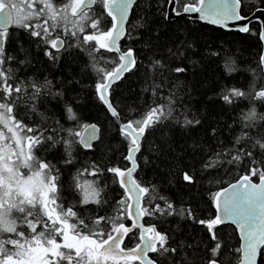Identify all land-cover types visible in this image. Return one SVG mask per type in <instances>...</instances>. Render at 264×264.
Returning a JSON list of instances; mask_svg holds the SVG:
<instances>
[{
  "label": "snow or ice",
  "instance_id": "6c2138e0",
  "mask_svg": "<svg viewBox=\"0 0 264 264\" xmlns=\"http://www.w3.org/2000/svg\"><path fill=\"white\" fill-rule=\"evenodd\" d=\"M261 109L264 0H0V264H264Z\"/></svg>",
  "mask_w": 264,
  "mask_h": 264
},
{
  "label": "trees",
  "instance_id": "16d2710c",
  "mask_svg": "<svg viewBox=\"0 0 264 264\" xmlns=\"http://www.w3.org/2000/svg\"><path fill=\"white\" fill-rule=\"evenodd\" d=\"M173 20H175L181 26L197 29L198 31L204 33L207 36L219 35L218 32L214 33L212 31L214 26L206 25V24L199 22V21H191V20L184 19V18H176ZM234 35L235 34L226 35L225 39L231 41L234 38ZM248 43L254 44L255 41H246L245 46H247ZM255 51H256V49L254 47H252L243 53H238V55H240L241 59L248 60V59H251V57L255 54ZM131 80L135 81V77H132ZM127 83H128V81L125 82V84H127ZM133 87L137 88V90H138V86H136L135 84H133ZM125 94L127 95V93H125ZM261 111H264V109H261ZM90 112H91V116H93V117L99 116L102 120L103 112L99 108H97L95 106H90Z\"/></svg>",
  "mask_w": 264,
  "mask_h": 264
},
{
  "label": "water",
  "instance_id": "95a60500",
  "mask_svg": "<svg viewBox=\"0 0 264 264\" xmlns=\"http://www.w3.org/2000/svg\"><path fill=\"white\" fill-rule=\"evenodd\" d=\"M195 16H196V14L193 13V14H188V15L181 17V18L188 19L191 21H199V20L195 19ZM173 19H176V17H173ZM199 22H201V21H199Z\"/></svg>",
  "mask_w": 264,
  "mask_h": 264
}]
</instances>
